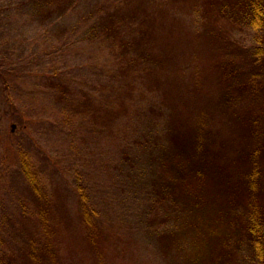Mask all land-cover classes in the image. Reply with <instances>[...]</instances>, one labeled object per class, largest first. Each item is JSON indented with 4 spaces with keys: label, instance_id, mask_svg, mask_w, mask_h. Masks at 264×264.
<instances>
[{
    "label": "rangeland",
    "instance_id": "rangeland-1",
    "mask_svg": "<svg viewBox=\"0 0 264 264\" xmlns=\"http://www.w3.org/2000/svg\"><path fill=\"white\" fill-rule=\"evenodd\" d=\"M4 1L0 12L6 18L1 41L5 58L0 63H9L15 49L16 55L48 49L53 40L45 32L61 29L36 28L39 39L27 18L10 22V9H17L19 1ZM78 2L76 11L97 8L111 13L116 38L121 32L115 47L109 44L94 56L93 67L88 54L74 52L66 58L68 78L79 94L85 90V98L105 105H97L96 113L87 117L80 109L74 128L50 127L72 112L48 105L46 74L13 77L0 70V227L17 246V264H193L217 215L213 201L219 196L222 200L225 184L219 173L224 167L240 172L241 152L256 142L255 136L264 141V76L257 94L250 86L227 90L222 51L216 40L211 44L218 19L204 6L205 0ZM196 3L201 5L198 20L192 14ZM76 11L61 22L65 31L73 30L82 17ZM228 28L243 53L240 57H246L247 49L254 47L251 35ZM34 39L39 41L32 43ZM155 53L159 62L146 72ZM244 60L237 59L243 82L253 78L251 61L244 73ZM118 63L121 69L116 70ZM17 108L26 120L18 119ZM91 121H98L100 133L81 128ZM203 133H209L204 144L209 158L201 162L199 175L191 170L192 153L186 156L184 150H192L199 143L196 136ZM129 150L132 165L121 164L123 152ZM25 155L45 185L47 226L37 220L40 208L21 170ZM79 184L88 188L95 212L94 240L83 222ZM25 209L31 212L22 214ZM32 235L42 246L49 239L44 253L35 251L39 245L30 250L26 238ZM31 252L36 262L28 257Z\"/></svg>",
    "mask_w": 264,
    "mask_h": 264
},
{
    "label": "trees",
    "instance_id": "trees-1",
    "mask_svg": "<svg viewBox=\"0 0 264 264\" xmlns=\"http://www.w3.org/2000/svg\"><path fill=\"white\" fill-rule=\"evenodd\" d=\"M18 1V8L14 9L15 7H11L10 9L11 16L9 20H11V23L27 18V22L30 26H34L35 29L52 31L57 27L60 28L61 31L56 34L45 32L53 40L48 49H43L39 52L36 51L28 55L22 53L16 55L17 49L11 51L12 53L10 55L12 57L9 63H0V70L6 69L13 77H20L25 74L36 72H43L46 74L45 77L50 80V84H46L43 91L44 94L49 95L48 105L57 109H59L60 106H65L64 108L70 109L72 112V116L67 115L63 122H52L54 124L49 126L55 128L69 126L70 128H74L80 109L85 117L92 116L91 113H96V107L99 106V108L102 109L105 103L100 105L98 99L93 100L85 98V96H87L85 90L82 91V94H79L78 86L75 85L74 81L69 79L67 75V73H70L66 66V64L69 63V61H67L69 58L67 57L75 52L74 55L78 56L88 54L91 60H93L94 56L98 54L103 47L110 44V49L113 48L115 42L117 43L121 38V32L120 36L116 38L118 31L115 22L111 24V13L105 15L101 10H97V8L87 10L84 13L79 11V9L76 11V6L80 3L78 2L80 0ZM185 1L186 0H179L180 3H184ZM4 2V0H0V6ZM206 4L207 8L213 11L218 19L217 26H215L217 32L212 33L211 44L215 46L214 40H216L219 50L222 51L221 54L225 62L223 69L226 70V84L228 85L227 90L230 88L234 89L235 87V89L245 91V87L250 86L252 92L257 94L263 82L262 76H264V0H205V7ZM200 6L201 5L196 3L192 11V14L197 20L199 15L201 16L199 12ZM14 10L16 11L15 13ZM73 11H76V14L82 17L72 25L73 30L65 31L63 25L66 24H61V22H64ZM4 19L6 18H3L0 12V60L5 58L1 44L6 30V23L3 22ZM229 26H232L233 29H238L237 31L246 32L251 35L254 47L251 52L247 49L248 52L245 53V55L247 54L246 57H240L243 53L238 47L234 37L229 33L231 31L228 28ZM9 29H12V26H10ZM38 33L39 39H41V34L39 31ZM65 35H67V38H65ZM39 39H34L32 43L39 41ZM224 41L230 42L231 44L223 43ZM57 42L59 44L55 45ZM37 44L38 43L35 45ZM2 56L4 58H2ZM156 58H158L156 53L150 56L147 64L148 66L145 69L146 72L153 70L155 65L159 62V59ZM240 58L245 59L244 68L242 64H240L244 73H246V68L249 69L248 60L251 61L253 78L249 77V81L248 78H245L246 81L243 82L241 81L242 79L239 78L242 69H239L237 59L240 62ZM120 59L122 60V58ZM144 61L147 62L145 58ZM94 62L95 58L92 67L95 64ZM114 65L116 66V70L117 67L121 69L119 63ZM109 74L111 75V70ZM249 76H251V74H249ZM231 79H235L236 83L232 82ZM11 105L15 107V104L12 103ZM19 114L24 118H21ZM125 114L127 115V112ZM15 115H17L18 119H27L18 108ZM73 115H77L76 118H74ZM118 119L121 124L125 121L123 118ZM98 121L94 124H92V121L90 123L85 122L81 128L88 129L94 133H100ZM203 136L204 137H202L201 134L196 136L194 141H199V143L195 144L192 150H184L186 156L192 153V155H190V157H192L191 170L199 175H202V170L200 168L201 162L209 158V151L204 146V144L207 143L205 140H208L209 133H203ZM254 138L256 142H253L251 146H247V149L242 151L241 155H239V164L243 166L244 169L240 172H234L224 167L223 171L219 173L221 176V183L225 184V189L223 190L221 188L222 200L220 201L219 196L213 201L215 208H217V215L213 219V227L209 233L207 242L201 254L195 257L196 261L193 264H264V141L259 142L256 136ZM132 151L134 153V149H132ZM47 158H49L53 164H57L56 159L51 156ZM132 161L131 151H124L121 164L126 162L132 165ZM21 170L40 208L38 211H35V213H39L37 220L39 223H42V225L44 223V225L47 226L48 222L45 208L49 205V200H46L47 193L45 191L43 179L26 155L21 159ZM78 179L81 180L80 175H78ZM96 189L98 190V188ZM77 191L79 193V203L83 222L87 226L91 239L94 240L97 238L98 234L95 233V212L92 210L89 190L84 185L79 184ZM104 193L106 192L104 191ZM21 212L22 214H26L31 211L25 209ZM35 215L36 214L33 213L27 216L31 217ZM4 219L8 224L14 223L10 218ZM45 234H48L47 227ZM11 239L12 238L5 230L0 227V264H17L15 256V249L17 246L8 242V240ZM26 239L29 240L27 243L30 246V250L35 249L36 246L39 245L35 251L41 250L44 253L45 249L49 247V239H47L48 243L46 241L44 246L37 243L35 235ZM28 257L35 262L38 260L35 252L29 253Z\"/></svg>",
    "mask_w": 264,
    "mask_h": 264
},
{
    "label": "water",
    "instance_id": "water-1",
    "mask_svg": "<svg viewBox=\"0 0 264 264\" xmlns=\"http://www.w3.org/2000/svg\"><path fill=\"white\" fill-rule=\"evenodd\" d=\"M14 128V127H13Z\"/></svg>",
    "mask_w": 264,
    "mask_h": 264
}]
</instances>
